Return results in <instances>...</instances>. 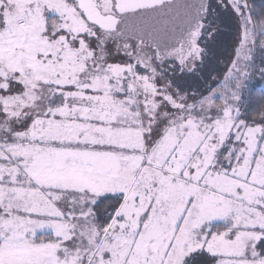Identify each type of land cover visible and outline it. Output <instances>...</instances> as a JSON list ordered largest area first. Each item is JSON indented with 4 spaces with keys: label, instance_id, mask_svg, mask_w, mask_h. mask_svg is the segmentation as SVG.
<instances>
[{
    "label": "snow or ice",
    "instance_id": "snow-or-ice-1",
    "mask_svg": "<svg viewBox=\"0 0 264 264\" xmlns=\"http://www.w3.org/2000/svg\"><path fill=\"white\" fill-rule=\"evenodd\" d=\"M0 264H264V0H0Z\"/></svg>",
    "mask_w": 264,
    "mask_h": 264
}]
</instances>
